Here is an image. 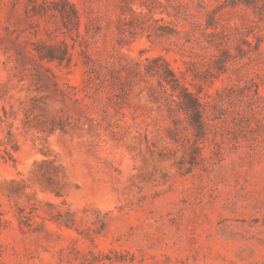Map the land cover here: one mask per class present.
<instances>
[{"label": "rangeland", "instance_id": "obj_1", "mask_svg": "<svg viewBox=\"0 0 264 264\" xmlns=\"http://www.w3.org/2000/svg\"><path fill=\"white\" fill-rule=\"evenodd\" d=\"M251 1L0 0V264H264Z\"/></svg>", "mask_w": 264, "mask_h": 264}, {"label": "trees", "instance_id": "obj_2", "mask_svg": "<svg viewBox=\"0 0 264 264\" xmlns=\"http://www.w3.org/2000/svg\"><path fill=\"white\" fill-rule=\"evenodd\" d=\"M170 5L176 9H184L188 5V0H168ZM232 2V0H231ZM228 3V4H235V3H244L247 6H257V3L255 1L251 0H233L235 3ZM158 72L161 73V71L158 69ZM164 80L171 85L173 91H177V95L180 100V104L182 106V109L186 111L189 115H191L192 118H194L196 125L201 126L203 123L202 120V111H201V102L200 99L195 93L190 91L187 87L183 86L175 73L167 67V69L161 73ZM179 90V91H178Z\"/></svg>", "mask_w": 264, "mask_h": 264}]
</instances>
